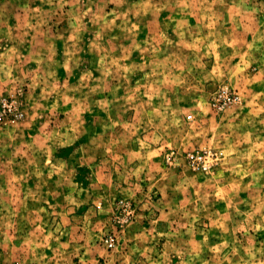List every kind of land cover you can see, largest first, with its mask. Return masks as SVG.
Masks as SVG:
<instances>
[{"label": "rangeland", "instance_id": "rangeland-1", "mask_svg": "<svg viewBox=\"0 0 264 264\" xmlns=\"http://www.w3.org/2000/svg\"><path fill=\"white\" fill-rule=\"evenodd\" d=\"M4 101L0 264H264V0H0Z\"/></svg>", "mask_w": 264, "mask_h": 264}, {"label": "built area", "instance_id": "built-area-1", "mask_svg": "<svg viewBox=\"0 0 264 264\" xmlns=\"http://www.w3.org/2000/svg\"><path fill=\"white\" fill-rule=\"evenodd\" d=\"M214 98L213 105L216 107L224 106L234 102L237 99V95L233 92H228L225 88H219ZM19 110L12 104L5 101L0 104V122L7 120H16L20 116ZM213 153L209 150H192L187 152L186 160L196 169L205 170L208 168L211 160H215ZM111 243H109L110 245Z\"/></svg>", "mask_w": 264, "mask_h": 264}]
</instances>
